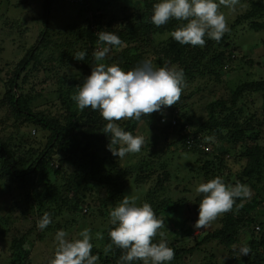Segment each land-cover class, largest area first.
Wrapping results in <instances>:
<instances>
[{"label": "trees", "instance_id": "16d2710c", "mask_svg": "<svg viewBox=\"0 0 264 264\" xmlns=\"http://www.w3.org/2000/svg\"><path fill=\"white\" fill-rule=\"evenodd\" d=\"M242 1L247 4L248 9L238 15L240 22L247 21L249 28L254 33L264 31V0ZM98 3H100L99 0ZM154 3L155 0H142L141 10L139 9L136 13L131 11L128 4H125L123 5L124 13L121 15L109 18L103 11H100L97 15L90 16L86 22L87 25L81 24L76 30L78 32L76 38L81 39L83 43L82 49L71 48L72 44L68 39L56 45L59 54L54 62H59L60 56L63 55L65 56L63 63L57 64L58 68L56 69L59 73L56 77L43 80V83L54 84L52 91L58 101L57 106L60 105L54 113L49 112L46 108H33L35 96L22 91L23 83L27 82L29 73L42 65L39 46L44 43L48 34L47 30L42 31L38 40L40 44L28 48L14 66L13 72L4 79L5 92L0 98V108L3 109L4 114L0 119V125L4 124V127L12 128L13 134L19 133L18 131L28 125H33L47 130L49 135L42 148L35 147L22 137L20 141L16 142L9 135L1 136L0 182L8 189L21 187L28 190L24 200L31 208V213L48 211L53 214L56 211L60 214L62 211H66L68 214L78 215L82 205L91 206L90 199L92 194H96V191L97 195L93 200L96 201L95 205L101 208L99 210L105 209L109 203H118L123 196L124 180L133 175V182L136 185L154 181V184L142 196L141 204L143 202L150 203L159 217L170 213L177 214L181 211L182 206L185 205L184 200L156 196L159 189L169 184L168 171L164 173V169L159 174L155 169L145 165L136 171L125 168L118 174L115 171H105L104 180H101L103 185L96 187L98 178H94V167L98 157L97 150L105 148L110 142L109 137L104 133V126L107 122L98 110L91 108H86L83 111L72 110L69 103L73 102L72 97L78 91V86L90 74L91 67L96 63L93 52L98 47L97 33L102 30L113 31L119 35L123 46L112 47L110 52L119 48L121 52L117 56H107V61H117L121 67L129 70L137 65L136 61L139 60L140 53L151 52L156 56L159 66H163L165 63L178 64L185 73V86L179 101L175 105L167 106L166 110L162 109L160 112L143 116L139 121L165 133L170 131L168 129L174 130L176 136L172 140V144H178L182 150L192 151L196 154L194 163L205 182L215 176H222L224 172H229L227 155L230 149L233 150L231 156L235 162L245 161L242 168L236 172V177L233 180L227 177V180L230 179V181L225 179V182L240 181L245 183L252 187L253 195L249 200L243 201V206L240 207L237 205L241 201L237 200V205H234L233 210L223 214L220 218V227L213 232L203 234L199 243L213 239L230 247L231 244L237 243L241 233H247L250 236L248 244L251 249L257 240V248L260 247L261 251L253 252L251 257H246V264H264V79L235 85L229 91L228 98L208 101L205 105L207 111L205 120L196 119L187 111H181L180 102L186 100V103L187 99L191 97L186 90L190 89V85L197 77L203 76L206 72L213 74L215 78L218 75L220 78L224 74V66L227 61H231L234 47L237 46L230 38V32L235 25H229L230 30L219 42L206 38V43L202 47L181 45L171 36L148 47L147 42L155 40L154 34L171 32L180 23L170 20L166 25L160 27L152 24L150 16ZM101 7L97 5L100 10ZM85 8L86 11L91 10L89 4ZM81 9L85 11L84 7ZM209 45H213V47L210 48ZM66 46L68 49L65 51L59 48ZM131 48H134L133 54L130 51ZM80 50L87 52L84 61L74 59V54ZM67 61L75 62L77 66L75 71L67 73L62 70L63 64L66 65ZM42 68L48 71L50 67ZM253 92H261L258 112L246 114L244 119L239 120L237 111H233L232 108H237V103L242 96ZM63 108L65 111L61 112L60 110ZM160 116L174 117L176 124L172 127L169 126V122L162 124ZM119 123L125 130L133 131L138 121L125 119ZM66 133L69 134L66 136ZM208 136H213L215 142H209L206 139ZM187 140L191 141L190 146L187 145ZM207 145L210 147L205 150ZM69 166L72 167V170L68 171ZM197 176L199 177V174ZM114 189L122 190L121 197H116ZM44 206L50 207L44 210ZM259 206H262L260 215L263 219L261 222L257 221L258 217L251 214V211ZM105 214L107 215L106 212ZM256 226L259 227L257 230ZM109 228H106L105 231L104 245L110 242ZM185 230V234L191 233V229L188 227ZM50 231L51 224L44 230H40L39 235ZM28 235L23 234L12 239L10 254L5 264H34L29 259V245L26 243ZM171 247L175 251V256L170 264H177L186 254H192L194 251L193 247L188 249L180 248L177 245ZM93 252L99 254L101 264H117L122 254V250L115 247L107 255L104 254L103 249L96 247L93 248ZM137 264H141V262H137Z\"/></svg>", "mask_w": 264, "mask_h": 264}, {"label": "rangeland", "instance_id": "374dc122", "mask_svg": "<svg viewBox=\"0 0 264 264\" xmlns=\"http://www.w3.org/2000/svg\"><path fill=\"white\" fill-rule=\"evenodd\" d=\"M99 1L102 5L98 3V0H89L91 10L86 11L84 6L58 0H0V98L5 92L4 79L13 72L14 66L28 48L40 44L38 40L42 31L47 30L48 34L45 37L44 43L39 46V56L42 65L37 70L29 73L27 82L23 83L22 91L35 96L33 108H46L49 112L54 113L57 107H60V105L57 106L58 101H56L55 94L52 91L54 84L43 83V80L56 77L59 73L56 69L58 68L57 64L63 63L65 57L63 55L60 56L59 62H54L59 54V49L57 50L56 45L68 39L72 44L71 48L82 49L83 43L81 39L76 38L78 33L76 30L81 24L86 26V22H88L90 16L97 15L100 11H103L109 18L121 15L124 13L125 8H123V5L125 4H128L131 11L136 13L140 9L142 0ZM217 2L219 3V0ZM97 5L98 7L102 6V9H98ZM83 7L85 11L81 9ZM247 9V4L242 0H239L234 9L221 4L220 11L224 13L228 26L235 25L230 32V38L234 42L233 44L237 46L234 47L233 56L231 54V61L226 62L224 66L225 72L220 78L219 75L215 78L213 74L206 72L203 76L197 77L192 82L190 89L186 90L191 97L187 99L186 103V100H181V111H187L188 114L194 115L196 119L202 118V120H205L207 117L205 105L208 101L217 98H228L229 91L235 85L247 81L264 79V31L254 33L249 28L247 21L240 22L238 15H241ZM73 31L74 33H72ZM170 33L154 34L155 40L148 41L147 46L151 47L152 44L169 38L171 36ZM209 47L211 48L213 45H209ZM59 48L65 51L68 49V46ZM130 51L133 54L134 48H131ZM119 52H121L120 48L114 52H109L107 56H117ZM107 56L105 57V63L109 65L118 63L117 61H107ZM139 57V60L136 61L137 64L142 59L148 58L155 65L159 66L156 56L152 55L151 52L140 53ZM196 59L197 56L194 60L196 61ZM44 66L50 67L48 71L42 68ZM75 67L77 68L74 61H67L66 65L63 64L62 70L68 73L75 71ZM78 71L81 72L80 70ZM192 89H195V91H192ZM190 90L191 92H189ZM260 102L261 92L246 93L238 101L237 108L233 107L232 109L233 111H237L238 118L241 120L246 117V114L258 112L257 108ZM69 105L72 110H78L74 101L69 103ZM165 108L167 109V107L163 109ZM60 111L64 112L65 108ZM3 114L4 111L0 108V119L3 117ZM4 126V124L0 125V137L9 135L16 142L24 138L28 143L39 148L44 147L49 135L47 130L33 125H28L18 131L19 133L14 134L11 132L13 131L12 128ZM168 130L170 131L165 133L160 129L146 126L143 121H138L131 132L134 135L145 137V145L141 152L130 153L124 158H118L110 152L108 145L105 148H99L97 150L96 166L94 167V178H98L96 180V187L103 185V181L101 180H104L105 171H115L118 174L122 169L126 168L136 171L144 165L155 169L157 174L163 169L164 173L168 171L169 184L159 189L156 196L158 198L163 196L173 199L179 198L185 201V205L182 206L181 211L177 214L170 213L169 215L160 216L165 219V228L160 230L163 236L158 235L154 239H166L170 247L177 245L184 249H188L189 247L194 248L192 254H186L177 264H246V257H251L253 252L257 253V251H261L260 247L259 249L257 248V240L255 241V245H252L253 249H251V253L248 256L239 257L237 252L234 251L241 243L245 241L248 243L250 236L247 233H241L237 243L231 244L230 247L224 246L219 241L213 239L199 243L203 234L213 232L220 227L222 215L204 228H196L194 226L198 215V204L201 199V195L197 194L195 189L199 183L205 182V180L201 177V172L197 168L196 163H194L196 154L192 151L182 150L178 144L173 145L172 140L175 139L176 134L174 130ZM69 133H66V136ZM209 147H205V150ZM232 152L233 150L230 149L227 155V164L230 170L229 172H224L222 175L224 180H227V177L233 180L236 177V172L245 163L244 160L235 162L231 156ZM67 170H72V167L69 166ZM197 174H199V177ZM133 178L132 175L128 178L126 177L124 180L123 195L135 197L137 204H141L142 196L154 184V181L136 185L133 182ZM230 179L227 181H230ZM250 188L253 195L254 191L252 187ZM27 191L21 187L8 189L0 182V264L6 263L14 237L17 238L23 234H29L28 241L26 242L29 245V259L34 264H43L48 263L54 254V235L58 229H64L70 236H75L84 227H88L92 230L93 234L99 231L104 237L106 228L111 226L109 223V211L117 203H109L105 209L99 210L101 208L95 205L96 201L93 200L97 195V191L95 190L96 194H92V200L90 199V207L86 204L82 205L78 215H71L66 211L58 214L55 211L52 214L51 231L39 235L40 229L37 227V221L44 212L31 213V208L27 206L24 200ZM121 191L114 189L116 197H121ZM44 207V210H47L50 206ZM261 209L262 206H259L251 211L253 216L258 217V222H261L263 219L260 215ZM187 227L191 229L190 234H185ZM256 236L258 235L256 234ZM93 242L96 248L103 249L105 246L104 238L102 240H94ZM98 264L101 263L98 262Z\"/></svg>", "mask_w": 264, "mask_h": 264}, {"label": "clouds", "instance_id": "9594fccd", "mask_svg": "<svg viewBox=\"0 0 264 264\" xmlns=\"http://www.w3.org/2000/svg\"><path fill=\"white\" fill-rule=\"evenodd\" d=\"M239 0H155L150 21L156 27L170 20L180 23L171 31L172 39L181 45L204 46L206 38L219 42L230 29L226 17L220 11L221 4L235 8ZM98 47L93 52L96 62L90 74L78 86L72 99L76 107L98 110L107 122L104 133L109 137L108 148L118 158L141 152L145 137L134 135L120 125L121 120H141L164 107L175 105L185 86V73L178 65L165 63L155 65L151 59H142L129 70L119 63L107 64L105 57L112 47H122L123 41L113 31L97 33ZM86 50L77 51L74 59L84 61ZM215 142L213 136L206 138ZM201 195L198 215L194 226L204 228L219 216L233 210L237 200L243 201L252 195L251 188L240 181L226 183L222 176H215L199 183L195 189ZM52 223V213L45 211L37 221L44 230ZM109 243L103 252L107 255L113 248L122 250L117 264H170L175 251L166 239L155 240L165 228V219L159 217L148 202L137 204L135 197L123 195L109 211ZM103 234H95L84 227L75 236L64 229L55 232V250L48 264H98L99 254L93 252L94 240H102ZM238 256H248L251 247L245 241L234 249Z\"/></svg>", "mask_w": 264, "mask_h": 264}, {"label": "built area", "instance_id": "2783aa9c", "mask_svg": "<svg viewBox=\"0 0 264 264\" xmlns=\"http://www.w3.org/2000/svg\"><path fill=\"white\" fill-rule=\"evenodd\" d=\"M58 1H65V2H72L74 4H78L80 6H84V7H88L89 4V0H58ZM168 122L170 123L169 126H174L176 124V119L174 117L168 118L166 116H160V123L162 124H168ZM187 145L190 146L191 145V141L187 140ZM256 228L258 229L259 227L256 226Z\"/></svg>", "mask_w": 264, "mask_h": 264}]
</instances>
